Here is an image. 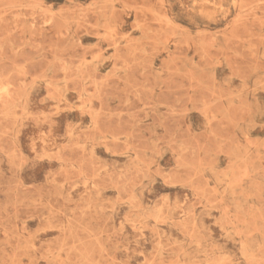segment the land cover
<instances>
[{"label": "rangeland", "instance_id": "1", "mask_svg": "<svg viewBox=\"0 0 264 264\" xmlns=\"http://www.w3.org/2000/svg\"><path fill=\"white\" fill-rule=\"evenodd\" d=\"M0 264H264V0H0Z\"/></svg>", "mask_w": 264, "mask_h": 264}]
</instances>
